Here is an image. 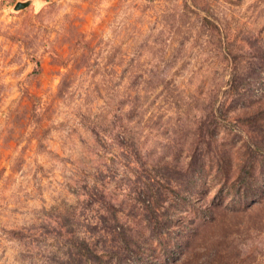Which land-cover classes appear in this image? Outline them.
I'll list each match as a JSON object with an SVG mask.
<instances>
[{"label": "rangeland", "instance_id": "1", "mask_svg": "<svg viewBox=\"0 0 264 264\" xmlns=\"http://www.w3.org/2000/svg\"><path fill=\"white\" fill-rule=\"evenodd\" d=\"M0 0V264H264V0Z\"/></svg>", "mask_w": 264, "mask_h": 264}, {"label": "water", "instance_id": "2", "mask_svg": "<svg viewBox=\"0 0 264 264\" xmlns=\"http://www.w3.org/2000/svg\"><path fill=\"white\" fill-rule=\"evenodd\" d=\"M31 0H26V1H18L15 3L14 5V10H20L25 8L26 6H28L30 4Z\"/></svg>", "mask_w": 264, "mask_h": 264}]
</instances>
